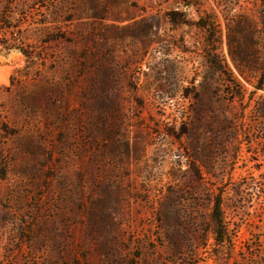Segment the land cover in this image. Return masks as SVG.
<instances>
[{
    "label": "rangeland",
    "instance_id": "1",
    "mask_svg": "<svg viewBox=\"0 0 264 264\" xmlns=\"http://www.w3.org/2000/svg\"><path fill=\"white\" fill-rule=\"evenodd\" d=\"M8 26L0 264H264L262 0H0Z\"/></svg>",
    "mask_w": 264,
    "mask_h": 264
},
{
    "label": "trees",
    "instance_id": "2",
    "mask_svg": "<svg viewBox=\"0 0 264 264\" xmlns=\"http://www.w3.org/2000/svg\"><path fill=\"white\" fill-rule=\"evenodd\" d=\"M263 5H264V0H262ZM172 15H180L178 13L172 14ZM1 18H3L1 16ZM171 21L174 24H182L184 22H179L174 20V18H171ZM198 25H201L200 22L198 23ZM12 27L8 26L6 27V29L4 30L5 33L3 32V30H1L0 32V39H3V36H6L7 33H9L11 31ZM2 33V34H1ZM1 49H8V44L6 42H3V40H0V50ZM221 196L222 194H217L210 203H212L211 208H210V214H209V218H210V222H212L213 224V229L211 230L212 233L214 234V239L216 242V245H222L224 244L227 240H229L227 234H228V228H227V224L225 222V218H224V212H223V202L221 200ZM207 224L206 218L204 217L202 220H200L199 222V229H198V236L197 238H200L202 240L205 239V236L208 232L207 227H205V225Z\"/></svg>",
    "mask_w": 264,
    "mask_h": 264
}]
</instances>
